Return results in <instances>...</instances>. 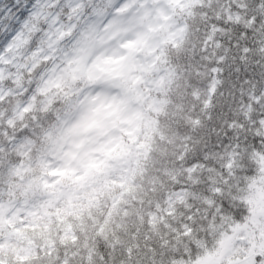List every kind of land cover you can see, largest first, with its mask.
Wrapping results in <instances>:
<instances>
[{
  "label": "clouds",
  "instance_id": "clouds-1",
  "mask_svg": "<svg viewBox=\"0 0 264 264\" xmlns=\"http://www.w3.org/2000/svg\"><path fill=\"white\" fill-rule=\"evenodd\" d=\"M0 264H264V0H0Z\"/></svg>",
  "mask_w": 264,
  "mask_h": 264
}]
</instances>
